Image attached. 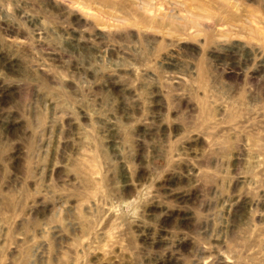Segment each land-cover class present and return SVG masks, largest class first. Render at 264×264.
<instances>
[{"label":"rangeland","instance_id":"rangeland-1","mask_svg":"<svg viewBox=\"0 0 264 264\" xmlns=\"http://www.w3.org/2000/svg\"><path fill=\"white\" fill-rule=\"evenodd\" d=\"M0 264H264V0H0Z\"/></svg>","mask_w":264,"mask_h":264}]
</instances>
